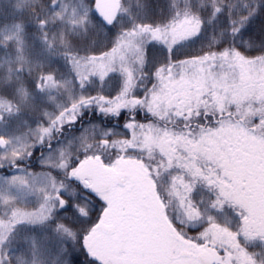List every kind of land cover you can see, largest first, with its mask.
I'll list each match as a JSON object with an SVG mask.
<instances>
[{
    "label": "snow or ice",
    "instance_id": "snow-or-ice-1",
    "mask_svg": "<svg viewBox=\"0 0 264 264\" xmlns=\"http://www.w3.org/2000/svg\"><path fill=\"white\" fill-rule=\"evenodd\" d=\"M261 17L264 0H9L0 264H264Z\"/></svg>",
    "mask_w": 264,
    "mask_h": 264
},
{
    "label": "trees",
    "instance_id": "trees-1",
    "mask_svg": "<svg viewBox=\"0 0 264 264\" xmlns=\"http://www.w3.org/2000/svg\"><path fill=\"white\" fill-rule=\"evenodd\" d=\"M150 3L156 4V5H160L166 2V0H149ZM9 0H0V9H4L6 8V6L8 5ZM157 11H159V9H157ZM261 22H264V17L259 18L256 21V24L253 25V31L257 32L259 31V26L261 24ZM109 91H111V89H109ZM26 119L28 120L29 123L32 122L33 119H35V117L32 116V114H28V116L26 117ZM102 119V117H100L99 115L97 116H93L91 113L84 119L83 124L84 126L88 125V121H93L94 123L99 124L100 120ZM137 120L140 121H144L145 117L143 114H139L136 117ZM127 120V116L126 115H122L118 120H115L111 117L108 118V121H111L112 125H114L116 127L117 131H121L125 134H127V130L123 128V124L126 122ZM107 124V121L105 122ZM81 125L77 124L76 127L79 128ZM103 126V125H101ZM76 135H79V132L75 133ZM41 169V168H40ZM1 172H6L5 169H0ZM192 234H195V232L193 230ZM72 264H83L84 261V256L80 253L79 250H76L75 252H73L72 256L70 257Z\"/></svg>",
    "mask_w": 264,
    "mask_h": 264
},
{
    "label": "flooded vegetation",
    "instance_id": "flooded-vegetation-1",
    "mask_svg": "<svg viewBox=\"0 0 264 264\" xmlns=\"http://www.w3.org/2000/svg\"><path fill=\"white\" fill-rule=\"evenodd\" d=\"M32 168H34V169L37 168L38 171H41L40 166L35 162L32 164ZM5 170H6V172H3V174H5V173L9 174V171L7 169H5ZM7 174H5V175H7Z\"/></svg>",
    "mask_w": 264,
    "mask_h": 264
},
{
    "label": "rangeland",
    "instance_id": "rangeland-1",
    "mask_svg": "<svg viewBox=\"0 0 264 264\" xmlns=\"http://www.w3.org/2000/svg\"><path fill=\"white\" fill-rule=\"evenodd\" d=\"M32 170H33V171H37V172H39L37 168H35V169L32 168ZM5 174H7V173H5ZM5 174H3V172L0 171V176L5 175ZM9 174H10V173H9ZM9 174H7V175H9Z\"/></svg>",
    "mask_w": 264,
    "mask_h": 264
}]
</instances>
